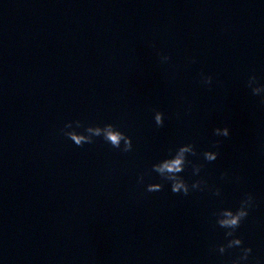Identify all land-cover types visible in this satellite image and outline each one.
<instances>
[{
	"label": "clouds",
	"instance_id": "9594fccd",
	"mask_svg": "<svg viewBox=\"0 0 264 264\" xmlns=\"http://www.w3.org/2000/svg\"><path fill=\"white\" fill-rule=\"evenodd\" d=\"M170 60L169 56L162 55L161 62ZM213 77L201 73V83L204 85H211ZM247 86L251 89L254 96L261 97V103L264 104V85L259 84L257 77L253 74L248 78ZM154 121L157 127L164 125V113L162 111L154 112ZM83 128V131L77 129ZM61 133L70 139L77 147H83L85 144L94 143V139L102 138L106 143L110 144L113 149L120 150L123 153H129L133 150L132 137L121 131L116 125L112 123H105L104 125H87L85 126L80 120L69 121L61 129ZM215 136L229 137L230 129L228 126L216 127L213 130ZM220 141H217L213 147L216 149L206 150L202 153L203 158L207 162L217 160L220 155L219 147ZM196 156V147L192 143L180 145L174 151V154L169 157L154 163L151 166V171L159 175L161 180L169 182L171 191L174 194H183L188 196L191 191H204L207 187V182L204 179H198L189 184L181 173L184 172L186 166L192 165L193 175H199L203 167L202 164H193L189 160V156ZM227 176V173H222L221 178ZM140 183L144 181V175L138 178ZM162 183H148L146 185L147 192H159L163 189ZM213 194L216 196L221 195V189L215 188ZM255 206V197L251 193L245 194L236 209L222 208L215 212L213 215L216 217V224L225 229L226 243L216 245V250L220 254H224L228 249L238 248L240 254L231 260V264H248L249 258L253 252L250 246H245L243 239L238 236L237 229L241 226L242 222L249 216L250 210ZM255 264H262L260 258L255 259Z\"/></svg>",
	"mask_w": 264,
	"mask_h": 264
}]
</instances>
